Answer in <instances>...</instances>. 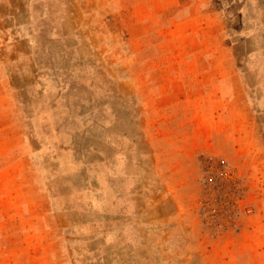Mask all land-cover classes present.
Here are the masks:
<instances>
[{"label":"rangeland","instance_id":"1","mask_svg":"<svg viewBox=\"0 0 264 264\" xmlns=\"http://www.w3.org/2000/svg\"><path fill=\"white\" fill-rule=\"evenodd\" d=\"M0 264H264V0H0Z\"/></svg>","mask_w":264,"mask_h":264}]
</instances>
